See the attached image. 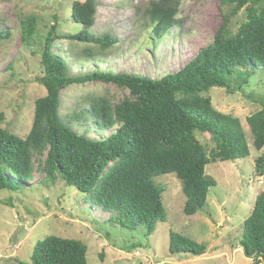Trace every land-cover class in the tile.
Returning a JSON list of instances; mask_svg holds the SVG:
<instances>
[{
    "label": "trees",
    "instance_id": "obj_1",
    "mask_svg": "<svg viewBox=\"0 0 264 264\" xmlns=\"http://www.w3.org/2000/svg\"><path fill=\"white\" fill-rule=\"evenodd\" d=\"M97 1L72 3L70 19L81 26L80 32L55 34L44 40L42 71L36 81L46 94L33 102L26 137L0 126V191H22L33 177L36 157L45 154L39 163L45 173L44 183H54L59 177L82 196L85 211L88 207L98 209L109 215V221L126 229L143 226L145 235L150 236L156 224L165 221L164 188L156 186L153 178L174 174L186 198L182 211L193 216L204 208L209 190L215 186L206 175L207 165L249 156L240 120L216 111L207 93L212 88L243 90L253 75L264 72V0H220L222 7L231 9L223 15L212 41L178 71L158 79L97 67L104 52L116 43L108 34L90 33ZM181 3L156 0L145 9L153 49L167 37H175L172 31L179 26ZM242 9L246 20L232 32L231 19ZM21 25L22 38L27 42L34 34V24L27 18ZM60 39L84 44L82 59L95 63L93 70L71 75L66 60L52 51L53 42ZM91 82L111 83L128 94L117 103L106 97L85 98L84 107L77 106L63 116L61 92L71 85ZM246 123L254 149L263 150L264 100L262 108L248 116ZM196 132L209 134L214 144L209 154ZM254 169L256 176H264V155L255 160ZM239 244L253 264H264V192L254 199ZM168 250L173 255L198 257L206 252V245L171 232ZM86 254L87 246L78 240L47 236L36 242L28 264H87Z\"/></svg>",
    "mask_w": 264,
    "mask_h": 264
},
{
    "label": "rangeland",
    "instance_id": "obj_2",
    "mask_svg": "<svg viewBox=\"0 0 264 264\" xmlns=\"http://www.w3.org/2000/svg\"><path fill=\"white\" fill-rule=\"evenodd\" d=\"M76 0H0V126L25 138L33 119V102L46 91L36 78L41 75L40 54L44 40L53 35H74L81 26L70 19V7ZM82 1V0H78ZM151 1L98 0L94 26L90 33L108 34L116 43L99 59L102 71L129 73L158 79L178 71L197 51L212 41L214 33L230 6L220 0H182L173 29L157 49L150 42L149 21L144 15ZM31 18L34 34L25 42L21 23ZM246 20L243 9L231 19L236 32ZM84 44L60 39L53 42V53L66 60L71 75L91 72L93 62L83 61ZM97 56L98 47L94 48ZM100 56H97V58ZM127 91L114 84L91 82L71 85L61 92V114L70 115L85 98L106 97L119 102ZM212 107L240 120L247 137L249 156L234 162L216 161L205 172L215 181L204 208L193 216L183 213L186 200L181 183L174 174L152 179L164 188L162 203L165 221L155 232L145 235L143 226L134 230L108 220V214L88 207L82 196L56 177L45 180L36 157L32 179L22 191H0V264L30 263L38 240L47 236L75 239L87 246V264H253L239 244L242 225L249 216L255 197L264 192V176L255 175L257 151L246 118L262 108L264 72L253 75L243 90L212 88L207 93ZM77 129V127H75ZM92 136V135H90ZM207 153L214 148L209 134L196 132ZM178 234L198 244L206 252L198 257L170 254L169 234Z\"/></svg>",
    "mask_w": 264,
    "mask_h": 264
}]
</instances>
